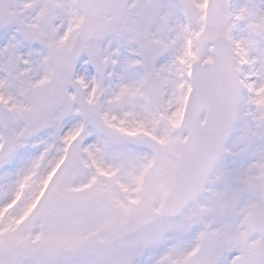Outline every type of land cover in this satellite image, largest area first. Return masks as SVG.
Instances as JSON below:
<instances>
[{
  "label": "snow or ice",
  "instance_id": "1",
  "mask_svg": "<svg viewBox=\"0 0 264 264\" xmlns=\"http://www.w3.org/2000/svg\"><path fill=\"white\" fill-rule=\"evenodd\" d=\"M0 264H264V0H0Z\"/></svg>",
  "mask_w": 264,
  "mask_h": 264
}]
</instances>
